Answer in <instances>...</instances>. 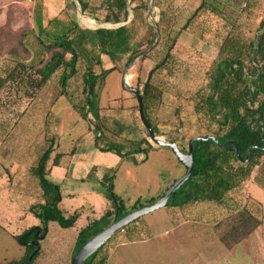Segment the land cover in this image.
<instances>
[{
	"label": "trees",
	"instance_id": "1",
	"mask_svg": "<svg viewBox=\"0 0 264 264\" xmlns=\"http://www.w3.org/2000/svg\"><path fill=\"white\" fill-rule=\"evenodd\" d=\"M78 1L84 11L86 5L81 0ZM112 5L127 13L126 0H114ZM42 8L41 3L36 2L33 17L38 42L44 52L49 53L48 59L39 69L23 61L8 63L4 61L0 72V91L7 84L19 89L26 85L25 92L33 96L31 90H42L59 71L57 78L61 87L59 94L63 96L68 92L67 87L71 81L80 76L81 95L72 107L83 119L88 117L87 110L91 115L94 127L98 131L94 138L95 146L101 151H113L120 156L150 150L155 144L139 118L138 104L134 96L126 92L125 95L114 98L108 109H137L145 135H123L124 128L119 121L100 116L99 109L102 107L98 105L106 76L114 70L121 72L133 57L154 42L156 32L145 20L148 3L140 0L132 7L134 17L129 24L97 30L84 28L80 23L65 24L57 18L45 20ZM253 14L262 16L253 36H244L239 30L241 19ZM155 25L159 29L160 40L143 59L161 48L164 49L163 56L148 71L141 90L139 77L133 86L140 92L143 112L154 134L160 138L165 136L166 141H175L183 153L187 151L188 140L194 136L211 135L221 144L233 141L237 144L241 157L245 156L249 146L259 147L252 148L248 160L241 162L236 158L232 145L219 148L211 140L195 141L191 175L171 194L165 206L180 205L190 199L208 200L216 204H221L226 197L230 199L231 196L234 199L235 193H241V184L250 178L259 157L264 156V137L261 136L264 131V31L260 33L264 25V0H201L181 26L177 27L170 21L163 20V14ZM181 32H188L214 48L217 56L211 69L205 72V84L188 97L191 105L188 115H193V124L184 130L177 126L172 131H163L152 121L149 110L161 103L166 95L164 89L167 81L162 76H167L166 79L171 83V78L176 75L173 71L178 62L183 65L184 71L191 68L187 62L179 60L173 53ZM143 35H147L146 40L139 47H133V38L138 37L139 40ZM257 46L258 52L255 55ZM103 54L114 62L124 57L125 61L121 65L116 63L114 67L104 69L101 59ZM254 55L252 65L251 58ZM58 119L59 117L50 112L45 125V147L35 164L27 169L31 176L29 183L36 187L39 195V202L30 205L29 212L39 220V224L29 226L14 235L16 241L24 248V254L20 259L8 261L6 264H27L30 255L37 249L30 260V264H34L41 253V243L48 234L49 223L55 222L64 229L71 228L76 225L81 215L79 210L65 213L60 208L62 198L60 186L48 178L50 168L57 165L60 157L66 154L59 149L57 143ZM256 120L258 122L251 127ZM257 127L259 130H256ZM73 152L74 148L68 154ZM27 185L28 181L23 185L24 191L29 188H26ZM112 186L113 182L110 180L108 191L105 193L112 202V208L80 227L72 256L87 240L106 228L114 220L115 214L119 219L144 205L137 200L126 208L123 198L113 192ZM182 193H185L183 200L178 201L177 197ZM157 198L148 199L146 205ZM259 225H262L264 235V202L260 218L255 217L243 204L242 208L230 215L227 220L228 230L220 234L219 238L228 248ZM108 242L93 252L82 264H109L106 251L102 253Z\"/></svg>",
	"mask_w": 264,
	"mask_h": 264
},
{
	"label": "rangeland",
	"instance_id": "2",
	"mask_svg": "<svg viewBox=\"0 0 264 264\" xmlns=\"http://www.w3.org/2000/svg\"><path fill=\"white\" fill-rule=\"evenodd\" d=\"M33 8L34 3L29 0H0V72H2L4 61L7 63L23 61L26 64L33 65L35 69H39L48 59L49 53L44 52L38 42ZM260 16L262 15L255 16L253 14L241 19L239 30L244 36H253ZM190 37L195 41V38ZM146 38L147 35H143L139 40H137L138 37L137 39L136 37L133 38L132 46L139 47ZM201 42L197 43L196 40L194 45L190 40H185L173 51L179 60L187 62L191 66L190 70H185L188 71L187 73L183 70V65L178 62L173 71L176 72V75L171 78V83L166 79L168 77L162 74L164 75L162 78L167 81L164 89L166 95H164L161 103L149 110V116L155 125L163 131H172L177 126L184 130L188 125L193 124V115H188L191 111L188 97L194 90L205 84V72L211 69L217 56L216 50L207 45L205 46V43L202 44ZM163 53L164 49L161 48L143 59L146 54L128 70V83L134 86L137 77H139L141 82L139 88L141 90L142 82L146 79L148 71L155 62L162 58ZM124 61L125 57L123 58ZM59 73L58 71L42 90H31L33 96L25 92L26 85L19 89L16 86L7 84L0 91L1 264L20 259L24 254V248L16 241L14 235L29 226L39 224V220L29 212V206L39 202V195L36 187L29 183L31 176L28 174L27 169L35 164L37 157L45 147V125L50 112L59 117L56 125L59 131L57 143L60 150L67 151L73 147H82L89 144L90 141L87 140L89 130L98 134L88 110L87 119H83L72 107V104L81 95V77L78 76L77 79L71 81L67 87L68 92L60 96L61 87L57 80ZM158 74L161 76L159 72ZM120 76L121 72L118 70L111 71L106 76L98 100V105L102 107V109H99V114L100 116L117 119L124 128L123 135L125 136L145 135L138 118L137 109H108V105L112 103L114 98L126 94L120 86ZM175 92H178L177 95L174 94ZM161 138L165 139L166 137L161 136ZM152 148L153 150L148 152V158L145 161H141L142 156L137 154L122 161L120 165L114 168L115 171L101 165L96 167L97 171L94 173L88 163L79 165L78 170L75 168L74 172H82L87 179L92 180L95 178L92 180L94 183L87 181L84 185L85 189L79 191L76 189L77 184L75 182L64 181V193L72 192L73 195L71 197L64 195L60 207L67 213H71L75 209H82V216L75 226L66 229L60 228L55 222H50L48 234L41 243V253L34 264H71L72 251L80 227L87 223L88 218H98L103 215L106 208L112 207L111 200L105 195L110 180L113 182V192L123 198L126 208H129L130 204L137 200H140L144 204L143 206H146L151 196L162 194L165 191L164 188L171 184V178L175 175L173 162L168 160V155L172 152L164 146L153 145ZM259 169L261 171L260 182L264 184V156L259 157L256 166L253 167L252 178L259 175ZM97 176L102 178L103 183H96V180L99 179ZM49 178L57 182L53 175ZM27 181L26 188H29L24 191L23 185ZM82 182L84 181L78 183L82 184ZM247 191L238 194L245 196ZM99 193L104 194V196ZM229 198V201L233 200L231 196ZM263 202L249 197V199H245L244 204L255 217L260 218ZM229 203L226 207H223L224 211L218 214L217 223L210 225L211 230L218 236L228 230L227 220L230 215L235 213L237 209L239 210L240 207L242 208V204L238 202ZM166 209V206H163L141 217L144 222L151 226V233L148 238L139 240L135 244L122 243L115 250L112 243L111 247L114 252L112 253L113 250L110 252L112 253L109 257L110 263L180 264L182 260L187 261V259H190L194 264H200L202 259L196 260L193 258L194 254L189 244L179 248V258L174 256L168 258L162 249H159L162 248L159 233L166 230ZM261 227L262 225H259L254 231L252 230V235L260 237L259 261L260 264H264V235L261 232ZM153 229L155 230L152 231ZM123 233L118 230L110 238L111 241H114V237ZM208 238V260L211 261L215 256L210 257V253L215 255L218 250L216 244L210 245L211 243H209L210 231H208ZM236 244L228 247V249L233 248ZM210 247L214 249H210ZM195 248L198 249L199 246ZM102 253H104V250H102Z\"/></svg>",
	"mask_w": 264,
	"mask_h": 264
},
{
	"label": "crops",
	"instance_id": "3",
	"mask_svg": "<svg viewBox=\"0 0 264 264\" xmlns=\"http://www.w3.org/2000/svg\"><path fill=\"white\" fill-rule=\"evenodd\" d=\"M81 1L86 5L85 10L84 11L82 10L85 21L90 25L96 26L102 23L114 24L125 21L129 14V8H131L132 10V7H134L137 3H139L140 0H126L127 13L123 9L118 8L116 5H112V3L114 4V0H81ZM141 1L147 2L148 6L150 4V0H141ZM31 2L34 3V6L36 2L41 3L43 7L42 14L44 15L45 20L47 18H57L60 21L64 22L65 24L70 22H74L77 24L80 23L78 18L77 8L71 0H32ZM200 2L201 0H154V7L151 13L150 21L153 23V25H155V22L159 20L161 14H163V20L170 21V23L179 27L184 23L187 17H189V15L194 11V9L199 5ZM133 17H134V12H133ZM190 36L192 35L188 32H181L179 34L177 46H179V44L185 40L187 41L190 40L194 45L196 44V40L197 43L201 42L192 36L193 38H195V41H193ZM201 43L204 44L203 42ZM204 45L206 46V44ZM101 59H102V67L104 69H110L114 67L116 63L120 64L121 62H123V59L114 62L105 54L101 55ZM87 133H88L87 140L90 141V143L85 144L82 147H78V146L73 147L74 152L72 154H68V152L71 149L67 151L61 150L66 154L60 157L59 163L55 166H52L48 173V178L51 175H53V177L56 178L57 182H54L52 180L51 181L57 183L60 186V191L62 196L60 203L62 202L64 195H67L69 197L73 195L72 192L64 193L63 190L64 181L75 182L77 184L76 189L79 191L85 189L84 185L86 184L87 181L94 183V181L92 180H94L95 178L89 180L85 177V174H83L82 172H74L75 168H77L78 170L79 165L88 163V165L92 167V171L94 173L95 171H97L96 167H100L101 165H103L105 168H112V170L115 171L114 168L117 167V165H120L122 161L132 158L137 154H140L142 156L141 161H145L148 158V152L150 150H153V148L151 147V149L148 150L147 152H138L125 156H120L113 151L99 150L94 145V138L97 135V133L95 134L94 131L92 130H89ZM168 160L169 161L172 160L171 161L173 162L172 166L174 167L175 170V175L173 176V178H171L172 179L171 183H172L175 179L183 175L185 169L177 161V159L173 154L168 155ZM258 172L259 175H256L253 178L250 176V178L246 180L244 183H242L240 186L241 187L240 192H244L248 190L247 191L248 193L245 192L246 197L243 195H239L238 193H235L236 195L233 200L229 201L228 199L224 198L223 201H221V204L220 203L216 204L208 200H202V199H198V200L190 199L187 202L182 203L180 205L166 206L167 208L166 209L167 221L165 222L166 230L159 233V240L162 247L159 249H162L163 253H165V255H167L168 258L170 257L173 258V256L179 258V254H178L179 248H183L185 244H189V247L194 254L193 258L196 260L202 259V262L200 264H260L259 261L260 237L258 238L257 236L252 235L254 230L246 237H244L240 242H238L233 248L228 249L222 243L219 236L215 232H213L210 228V225L217 223L216 219H218V214L224 211L223 207H226L228 204H230L229 202L235 201L243 205L245 199H249V197L259 202L264 201V184L260 182L261 181L260 169ZM97 177L99 178V176ZM79 181H84V182H82V184H79L78 183ZM100 182L103 183L101 177L96 180L97 184H99ZM168 186H166L164 190H166ZM249 192L251 193L250 195ZM184 194L185 193H182L180 196L177 197L178 201L183 200ZM102 195L104 196V194ZM160 195L161 194L157 196H151L150 198L159 197ZM131 205L132 204H130V206ZM111 208L112 207L106 208L105 211ZM62 210L65 213H67L64 209ZM75 210H79L81 212V215L79 217L80 219L83 212L82 209H75ZM93 219H97V218L96 217H92L91 219L88 218L87 223L92 221ZM154 230L155 229H153L152 231ZM208 231L211 232V238L209 242L211 243L210 245L216 244V248L218 250L217 252H215V255L210 253L211 255L210 257L215 256V258L211 259V261L208 260L209 259ZM150 233H151V226L148 223L144 222L142 218H139L134 222L130 223L129 225L125 226L124 233L119 234L117 237H114V241H111L112 239H110L108 242L109 245L107 244L104 247V252L106 251L108 255V262L110 263L109 257L110 255H112V253L114 252L115 248L118 245L122 243L135 244L139 240L148 238ZM112 243L114 245V250L111 247ZM196 246H199V248L198 249L195 248ZM210 249H214V248L210 247ZM111 251L112 253H110ZM180 264H194V263L190 259L189 260L187 259V261L182 260Z\"/></svg>",
	"mask_w": 264,
	"mask_h": 264
},
{
	"label": "water",
	"instance_id": "4",
	"mask_svg": "<svg viewBox=\"0 0 264 264\" xmlns=\"http://www.w3.org/2000/svg\"><path fill=\"white\" fill-rule=\"evenodd\" d=\"M71 1L75 4V6L77 8L78 18H79L80 23L85 28H88V29L97 30V29H102V28H105V29L118 28L120 26H124V25L128 24L133 18V12H132L131 8H129L128 17L123 22L114 23V24L102 23V24L96 25V26L90 25L84 19L82 7H81L79 1L78 0H71ZM153 7H154V0H150V4L148 6V9H147V12L145 15V20H146L147 25L149 27H151L156 32L154 42L148 48H146L143 52H141L140 54L133 57L126 64V66L121 71L120 86L125 92H127V93H129L135 97L137 104H138L139 118H140L142 124L147 129V132L149 134L151 141L155 145L164 146V147L169 148L170 151L172 152V154L177 159V161L184 167L185 171H184L183 175H181L179 178L175 179L167 187V189L151 204H148L146 206H142L140 208L132 210L131 212H128L126 215H124L123 217H121L119 219H117V214H115L114 220L106 228H104L102 231H100L96 235L92 236L82 246H80V248L72 256L71 264H82L93 252H95L97 249L102 247L119 229L129 225L130 223L141 218L145 214L150 213V212H152L158 208L165 206V204L167 203L171 194L174 193L191 175L192 168H193L192 151H193V143L195 141L211 140L214 143V145L219 147V148H222V147H225L228 145H232L234 148V151H235L236 158L241 162H246L248 160L249 153H250V150L252 148H259L258 146H249L246 150L245 156L241 157L238 153L237 144L235 142L227 141V142L221 144V143H219L217 138H215L211 135H207V136H194V137L190 138L188 140V143H187V151H186V153H183L180 151V149L178 148L175 141H166V140H164V139H162V138H160L154 134V131H153L150 123L145 118V115L143 112L142 97L140 95L139 90L137 88L133 87L132 85H130L126 80L128 70H130L149 51H151L158 44V42L160 40V34L158 31V28L155 25H153V23L150 21V17H151V13L153 11ZM263 31H264V25H263L260 33H262ZM257 38H258V35L255 38V43L257 41ZM257 52H258V46L256 47L255 55L257 54ZM255 55L251 58V64L252 65H254L253 60H254ZM259 71H260V69H258V72ZM257 122H258V120L253 122L251 124V127L253 125H255ZM256 130H259V127H257ZM261 136L264 137V131L262 132ZM34 252L30 255L27 264H30V260L33 256Z\"/></svg>",
	"mask_w": 264,
	"mask_h": 264
},
{
	"label": "built area",
	"instance_id": "5",
	"mask_svg": "<svg viewBox=\"0 0 264 264\" xmlns=\"http://www.w3.org/2000/svg\"><path fill=\"white\" fill-rule=\"evenodd\" d=\"M29 1L31 2L32 0H29ZM124 228H125V227L119 229V231H120V232H124Z\"/></svg>",
	"mask_w": 264,
	"mask_h": 264
},
{
	"label": "bare ground",
	"instance_id": "6",
	"mask_svg": "<svg viewBox=\"0 0 264 264\" xmlns=\"http://www.w3.org/2000/svg\"><path fill=\"white\" fill-rule=\"evenodd\" d=\"M126 80H127V82H129L128 75L126 76Z\"/></svg>",
	"mask_w": 264,
	"mask_h": 264
}]
</instances>
